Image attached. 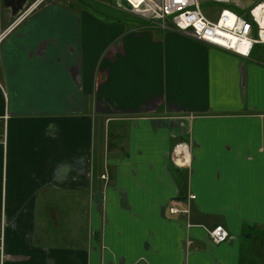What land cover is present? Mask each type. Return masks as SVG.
<instances>
[{
	"label": "crops",
	"instance_id": "crops-1",
	"mask_svg": "<svg viewBox=\"0 0 264 264\" xmlns=\"http://www.w3.org/2000/svg\"><path fill=\"white\" fill-rule=\"evenodd\" d=\"M34 1L0 0L2 264H262L264 44L241 56L139 16L122 30L91 0L14 24Z\"/></svg>",
	"mask_w": 264,
	"mask_h": 264
},
{
	"label": "built area",
	"instance_id": "built-area-1",
	"mask_svg": "<svg viewBox=\"0 0 264 264\" xmlns=\"http://www.w3.org/2000/svg\"><path fill=\"white\" fill-rule=\"evenodd\" d=\"M44 0H35L16 14L17 24L30 16ZM224 4L216 18H210L202 8L201 0H140L131 11L141 18L159 23L164 27H173L190 37L231 51L241 56H250L256 44H264V0L256 2L248 12H240V0H211ZM135 5V3H133ZM139 7V8H138ZM7 30L0 32V39L6 36ZM185 143L176 144L172 159L178 163L179 157L188 155V150H178ZM195 199V194L189 195ZM171 214L188 215L190 208L182 200L173 199L168 205ZM202 226L215 243H221L229 238V231L224 225ZM5 258V236L0 235V264Z\"/></svg>",
	"mask_w": 264,
	"mask_h": 264
},
{
	"label": "rangeland",
	"instance_id": "rangeland-1",
	"mask_svg": "<svg viewBox=\"0 0 264 264\" xmlns=\"http://www.w3.org/2000/svg\"><path fill=\"white\" fill-rule=\"evenodd\" d=\"M91 1H93L92 3H96L94 5H97V7H99V9L102 10L103 15H105L106 17L108 15V20L111 24L116 23V24L120 25L122 30H127V29L131 28L133 26V23H135V21H132L130 19V17H134V18L138 17L130 9H125L124 7L120 6V4L122 5L121 1H118V0H113V1L112 0H105L102 2H96L94 0H91ZM256 1H258V0H255L254 2H256ZM119 2H121V3H119ZM201 2H202L201 4H202V8L204 9V12L210 18H216L219 14L220 9L224 6H228V5L213 2L211 0H201ZM116 3H119V4H116ZM253 3H251L249 5H244L243 2L240 0L239 4H235V6L239 7L240 8L239 11L244 13V12H248V10L254 5ZM104 5H106V6H104ZM134 18H133V20H135ZM102 19H105V18H102ZM105 20L108 23V20L107 19H105ZM136 20H141V19L136 18ZM139 23H142V20ZM172 154H173V149H172V153H171V158H172ZM261 254H262L261 255V261H263L262 264H264V245H263Z\"/></svg>",
	"mask_w": 264,
	"mask_h": 264
},
{
	"label": "bare ground",
	"instance_id": "bare-ground-1",
	"mask_svg": "<svg viewBox=\"0 0 264 264\" xmlns=\"http://www.w3.org/2000/svg\"><path fill=\"white\" fill-rule=\"evenodd\" d=\"M178 150H184V152H185L187 150V145L186 144H183V145L179 146L178 147ZM185 155H186V153H185ZM184 156H182V158H184ZM182 158L179 157L178 163H181L182 162Z\"/></svg>",
	"mask_w": 264,
	"mask_h": 264
},
{
	"label": "trees",
	"instance_id": "trees-1",
	"mask_svg": "<svg viewBox=\"0 0 264 264\" xmlns=\"http://www.w3.org/2000/svg\"><path fill=\"white\" fill-rule=\"evenodd\" d=\"M250 233H253L254 235H252V236H254L255 238H257V235H258V232L256 231V230H254V231H252V232H250ZM261 233H264V231H262ZM264 241H262V243H263ZM263 245L264 244H262L261 246H260V252L262 251V248H263Z\"/></svg>",
	"mask_w": 264,
	"mask_h": 264
}]
</instances>
